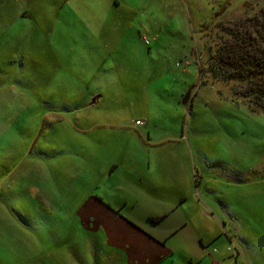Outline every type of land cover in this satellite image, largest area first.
<instances>
[{
    "label": "rangeland",
    "instance_id": "rangeland-1",
    "mask_svg": "<svg viewBox=\"0 0 264 264\" xmlns=\"http://www.w3.org/2000/svg\"><path fill=\"white\" fill-rule=\"evenodd\" d=\"M263 6L0 0V21L7 16L14 24L0 43V139L12 125L0 143V264H145L151 251L143 243L97 249L128 235L119 215L148 226L163 245L184 233L187 241L161 264H187L181 252L190 243L203 254L200 264H264V112L237 98L233 83L213 79L205 43L215 41L219 19L234 23ZM38 72L48 77L50 96L34 85ZM88 92L85 108L67 110ZM56 93L70 106L55 105ZM39 95L51 104L30 107L26 124L16 125ZM137 119L144 124L134 126ZM52 125L57 131L47 134ZM55 184L63 196L53 194ZM34 195L61 211L64 223L75 216L82 222L59 234V247L52 246L53 226L62 220L34 222L26 212ZM151 213L159 218L148 222ZM180 216L191 226L185 221L181 235L158 239L180 225Z\"/></svg>",
    "mask_w": 264,
    "mask_h": 264
},
{
    "label": "trees",
    "instance_id": "trees-1",
    "mask_svg": "<svg viewBox=\"0 0 264 264\" xmlns=\"http://www.w3.org/2000/svg\"><path fill=\"white\" fill-rule=\"evenodd\" d=\"M226 11H223L220 13V16H227L225 15ZM21 17L25 16V13H22L20 15ZM2 19L0 21V43L3 40H8L6 37V34L8 33L9 29L14 26V24L11 22L12 19L8 18ZM231 21H227L223 18L219 19L217 22V27L219 28V32L216 35V39L213 42H209L208 40L205 41L206 43V48L208 50V68L207 71L210 73V75L215 79L216 81H221L225 83H233V93L236 95L237 98L241 99L244 103L248 105V107L252 111H262L264 112V6L260 8V10L255 13L250 15L249 17H246L244 19H239L235 21L234 23H230ZM230 23V24H229ZM10 62H12L10 60ZM13 63V62H12ZM37 72V71H36ZM39 73V72H38ZM40 77H37V80L34 81V85H42L43 86V92L46 86H49V81L43 77L41 79L42 73H39ZM201 75L203 73L201 72ZM99 83V81H98ZM86 90H89V86H85ZM44 94H48L50 96V93L48 90ZM56 96L54 97L55 105L62 104L64 107H69L70 103L69 101H64V100H69L65 99V95L63 93H56ZM91 92H88L87 97L85 96H78L77 99H83L82 105L79 103V105L75 107H70L67 108L68 111H74V109L80 108L79 106H84L88 105L87 100L90 99ZM39 96H35L33 98V104L31 103L30 106L27 104L26 109L28 107V112L27 111H22L20 115H18L17 119L15 120V124L18 125L19 127L23 126L26 124V117L29 115L28 113L30 112L31 108L34 109L36 106L42 105V107L47 106L48 104H51V101L46 100L45 98H42ZM71 101V100H70ZM81 101V102H82ZM38 102V103H37ZM45 105V106H44ZM31 107V108H30ZM37 108V107H36ZM22 110V109H21ZM39 110V109H37ZM63 111H67L66 109H62ZM53 126V125H52ZM12 125L10 126V133L12 132L11 129ZM23 129V128H22ZM46 133L49 134L56 132L57 128L54 126L51 128L48 127L46 128ZM54 130V131H53ZM10 133L7 135L2 136L0 139L1 142H6L8 138L10 137ZM45 133V130H44ZM30 136V135H29ZM54 140V139H53ZM49 141V140H48ZM2 147V145H0ZM4 149V148H2ZM2 151L0 150V160L5 158V149L3 151V154H1ZM9 161V159H6ZM12 162H8L7 165L12 164ZM110 172V170H109ZM197 182V179H196ZM30 184H33L30 182ZM72 185V183H71ZM71 185L69 187L71 188ZM77 183L72 185V188L68 189L70 196L76 197L78 196L75 194ZM75 187V189H74ZM54 192L53 194H57V196H63L61 194L62 189L58 187L57 184L54 185L53 188ZM31 196V195H30ZM65 196V195H64ZM37 196L34 195L33 201L31 200L30 202L28 201V204L31 203L30 208L26 212L29 213V216L31 218H34V222L36 221H41V220H46V221H53L52 219H55L53 222L60 221L62 220L57 226H53L55 230L54 237H52V246L59 247V242L62 238H59V234L65 235L67 234L68 230L75 229V221H78L80 224L81 221L76 219L77 217L75 216L74 220L69 218V223H64V217L61 213V211H58L54 209L53 211L49 210V207H43L41 205L40 200H37ZM89 196H86V198ZM85 199H82L81 202L85 201ZM67 199V196L65 197ZM72 202L77 203L74 199L71 200ZM20 204V203H19ZM22 209L20 212H24V206L21 204ZM78 207H76L77 210ZM19 210V209H16ZM75 210V211H76ZM76 213V212H74ZM17 216H20V213L18 211L15 212ZM119 214V213H118ZM121 216V215H120ZM159 217H156V219ZM62 224V225H61ZM75 225V226H74ZM78 228L87 231L88 233L91 234L90 230L81 227L78 225ZM53 231V229L51 230ZM226 232V231H225ZM229 231H227L225 234L228 236ZM149 235L153 236L152 234L148 233ZM174 234H172L173 236ZM66 236V235H65ZM231 235L229 236V238ZM66 241V240H65ZM68 242V241H66ZM46 243V242H45ZM47 245H50L51 243L48 241ZM52 249V248H51ZM230 250V246L228 247ZM237 254V253H236ZM240 256V255H239ZM224 264H227L223 261H221ZM236 264V262H235Z\"/></svg>",
    "mask_w": 264,
    "mask_h": 264
},
{
    "label": "crops",
    "instance_id": "crops-1",
    "mask_svg": "<svg viewBox=\"0 0 264 264\" xmlns=\"http://www.w3.org/2000/svg\"><path fill=\"white\" fill-rule=\"evenodd\" d=\"M134 126H137V125L134 124ZM179 181L180 182H177V183H179L182 186L187 184V179L185 177H181V180H179ZM183 192H184V190H183ZM183 195L184 194H180V195L177 196V198H180V200H183V199L186 198V196H183ZM89 197H87L86 200ZM95 199H97V198H95ZM97 200H99V199H97ZM101 203H103V202H101ZM180 203L181 202L179 201V203H177V205L175 206L177 208V210H178V208L180 206L179 205ZM105 205H107V204L105 203ZM146 205L147 204H145V206ZM112 212H116V211L114 210ZM165 214L163 215V217L167 218V215H165ZM119 217H120V223H122L121 225H123V226H124V224L126 225L125 229H126V232H128V235L127 236L126 235L118 236L119 238H113V241L110 240V242L108 240L106 245H102L101 244L102 246H99L98 243H93V244L98 245L100 248H97V249L101 250L103 253H106L107 248H111L112 246L117 247V249L118 248L120 249V247L121 248H123V247L127 248L128 244H130L132 242L133 243L139 242V243H143V245H141V247L145 246L151 251L150 254H149V258H148V260H147V262L145 264H161L165 259H168L170 256H172L174 254V250L179 248L180 244H182L185 241H187V237H185V235L183 233L184 237L181 236V237H179V239L178 238L177 239H172L171 243L169 245H166L165 243H164V245L160 244L159 242L154 240V236H151V235L148 234V233L152 234V232L148 229L149 228L148 226L147 227H142V228H147L146 229L147 231H145V230L141 229V226H142L143 223H141L140 226L133 225V224L129 223V221L126 222L120 215L118 216V218ZM156 217H157L156 214L151 213V214H148L146 216V220L149 222V221L155 220ZM180 217L182 218V222L180 223V225L177 228L172 230V232L167 233L165 236L157 237V238L158 239L161 238V239L165 240L169 236H172V234L181 235V232L184 230V228L187 225V223L185 222V221H187V219L185 218V216H180ZM188 225L191 226V224L189 222H188ZM82 226H83V228H86L84 225H82ZM86 229L90 230V232L93 233V231H91V229H89V228H86ZM108 239H109V237H108ZM162 243H163V241H162ZM118 246H120V247H118ZM129 250H130L129 255H131V248ZM181 253L184 255L185 259H183V260L187 264H200L202 262L201 260H203V258H202L203 254H201L199 252V250H197V248H195V246H192L191 243H190V245L185 246ZM175 261H176L175 257H171L170 258V262L174 263Z\"/></svg>",
    "mask_w": 264,
    "mask_h": 264
},
{
    "label": "built area",
    "instance_id": "built-area-1",
    "mask_svg": "<svg viewBox=\"0 0 264 264\" xmlns=\"http://www.w3.org/2000/svg\"><path fill=\"white\" fill-rule=\"evenodd\" d=\"M145 39V41L147 42V39L146 38H144ZM178 64V63H177ZM185 65V64H184ZM135 124L137 125V126H140V125H143L144 124V121L143 120H140V119H137L136 121H135ZM211 264H224V263H222L221 261H219V260H213L212 262H211Z\"/></svg>",
    "mask_w": 264,
    "mask_h": 264
},
{
    "label": "water",
    "instance_id": "water-1",
    "mask_svg": "<svg viewBox=\"0 0 264 264\" xmlns=\"http://www.w3.org/2000/svg\"><path fill=\"white\" fill-rule=\"evenodd\" d=\"M186 101V98H185V100H184V102Z\"/></svg>",
    "mask_w": 264,
    "mask_h": 264
}]
</instances>
